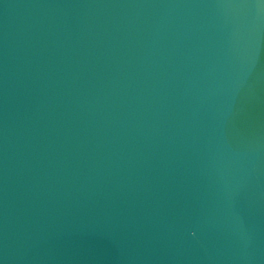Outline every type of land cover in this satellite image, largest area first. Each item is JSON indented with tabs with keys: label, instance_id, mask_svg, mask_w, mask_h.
I'll return each instance as SVG.
<instances>
[{
	"label": "water",
	"instance_id": "1",
	"mask_svg": "<svg viewBox=\"0 0 264 264\" xmlns=\"http://www.w3.org/2000/svg\"><path fill=\"white\" fill-rule=\"evenodd\" d=\"M0 264H264V0H0Z\"/></svg>",
	"mask_w": 264,
	"mask_h": 264
}]
</instances>
